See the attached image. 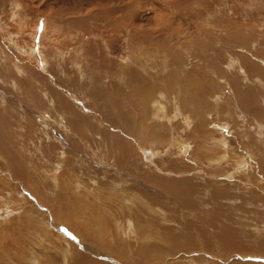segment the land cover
Returning a JSON list of instances; mask_svg holds the SVG:
<instances>
[{"label":"rangeland","instance_id":"374dc122","mask_svg":"<svg viewBox=\"0 0 264 264\" xmlns=\"http://www.w3.org/2000/svg\"><path fill=\"white\" fill-rule=\"evenodd\" d=\"M0 208V264H264V0H0Z\"/></svg>","mask_w":264,"mask_h":264},{"label":"bare ground","instance_id":"6f19581e","mask_svg":"<svg viewBox=\"0 0 264 264\" xmlns=\"http://www.w3.org/2000/svg\"><path fill=\"white\" fill-rule=\"evenodd\" d=\"M158 109V108H157ZM176 116V115H175ZM172 116H170V118H171ZM162 118V117H161ZM178 118V117H177ZM167 119V118H166ZM161 120V119H160ZM169 123H170V121H169ZM168 123V124H169ZM222 130V129H221ZM213 139V138H212ZM216 139H218V138H216ZM225 139V138H224ZM220 140V139H219ZM213 142V141H212ZM214 142H216V143H214L215 145H217L216 147L220 150H222V148L223 149H225V148H227L228 146V144H227V141H226V143H220V142H223L222 140L220 141V142H217V140L216 141H214ZM213 145V144H212ZM185 147V146H184ZM185 149L186 150H183V151H185V152H187L188 151V146L186 145V147H185ZM226 150V149H225ZM225 154V153H224ZM227 155V154H226ZM240 157V156H239ZM221 158H223V156L221 157ZM224 158H226V157H224ZM244 158V157H243ZM247 158V157H246ZM228 159H229V157H228ZM227 159V160H228ZM213 160V159H212ZM224 161H226V160H224ZM222 162V161H221ZM238 162H233V164L235 165V167H238V169L241 171L242 170V167L243 168H247V165L244 163V164H242V163H240L239 162V164H237ZM250 165V164H249ZM241 167V168H240ZM248 169V168H247ZM245 171V170H244ZM238 173V172H237ZM3 176V175H2ZM8 177V176H7ZM43 194V193H42ZM10 200V199H9ZM4 202V201H3ZM5 203V202H4ZM82 203H84V202H82ZM3 203H1V205H2ZM5 204H7V203H5ZM84 204H86V203H84ZM89 205V204H88ZM14 206V205H13ZM82 206V205H81ZM91 205H89V207H90ZM2 207H4V204H3V206ZM9 207V206H8ZM20 207V206H19ZM22 207V206H21ZM86 206H84L83 205V208H85ZM14 208V207H13ZM87 209H89L88 207H86ZM1 209V208H0ZM10 209V208H9ZM5 210L4 211V214L6 215L5 216V220H10L11 219V213L12 212H10V210ZM91 209V208H90ZM104 209V208H103ZM16 210H17V207H16ZM19 210H20V208H19ZM13 211V210H12ZM18 211V210H17ZM0 212H2V211H0ZM13 213H14V211H13ZM26 213V212H25ZM97 214V213H96ZM95 214V215H96ZM2 215V214H1ZM1 215H0V217H1ZM102 215V214H101ZM97 216H98V214H97ZM106 216V215H105ZM93 217V216H92ZM13 218V217H12ZM19 218V217H18ZM96 218V217H95ZM101 218V217H100ZM2 219L3 218H1V221H2ZM20 219V218H19ZM28 219V218H27ZM115 219H116V217H115ZM105 220V219H104ZM28 221H29V219H28ZM37 221V220H36ZM113 221V220H112ZM117 221V220H116ZM47 225V224H46ZM117 226L119 225V227H120V224H116ZM48 226V225H47ZM49 227V226H48ZM103 227V226H102ZM121 228V227H120ZM105 229V228H104ZM119 231H121V229H118ZM98 231H100V229L98 230ZM105 231V230H104ZM103 230H102V232L103 233H105ZM133 231V230H132ZM36 232V231H35ZM39 233V232H38ZM107 233V232H106ZM135 233V232H134ZM35 234V236H37L38 234H36V233H34ZM97 234V233H96ZM132 234V233H131ZM40 235V234H39ZM105 235V234H104ZM121 236H122V234H120ZM126 235V233L124 234V236ZM133 235V234H132ZM102 236V235H101ZM41 237V236H40ZM126 237H127V235H126ZM103 238V237H102ZM122 238H123V236H122ZM125 238V237H124ZM45 239V238H44ZM0 240H2V238L0 239ZM4 240V239H3ZM42 240V239H41ZM40 240V241H41ZM5 241V240H4ZM36 241H39V238H38V236L36 237ZM2 243H3V241H2ZM6 243V242H5ZM40 243V242H39ZM44 243V242H43ZM67 243V242H66ZM15 244H16V242H15ZM42 244V243H41ZM1 245V247H2V244H0ZM67 245V244H66ZM34 246V245H33ZM40 246V245H39ZM49 246V245H48ZM0 247V248H1ZM5 247V246H4ZM52 247V246H51ZM70 247V246H69ZM38 248V247H37ZM2 249V248H1ZM7 249V248H6ZM9 249V248H8ZM22 249V248H21ZM54 249H55V247H54ZM59 249V248H58ZM5 250V249H4ZM60 250V249H59ZM66 250V249H65ZM65 250H64V252H65ZM26 250H23V252H25ZM56 251V250H55ZM1 252V251H0ZM30 252V251H29ZM31 253V252H30ZM68 253V252H67ZM28 254V253H27ZM69 254V253H68ZM72 254V253H71ZM70 254V255H71ZM23 255V254H22ZM29 256H30V254H28ZM28 255H27V257H28ZM23 257V256H22ZM2 258V257H1ZM31 258V257H30ZM64 258V257H63ZM73 258V257H72ZM65 259V258H64ZM22 260H25V259H22ZM27 260V259H26ZM25 260V261H26ZM33 260V262L35 261V259H32ZM68 260V259H67ZM24 261V262H25ZM66 261V260H65ZM69 261V260H68ZM24 262H22V264L24 263ZM27 262V261H26ZM30 262H31V260H30ZM37 263L36 264H40L39 262H38V260L36 261ZM47 263V262H46ZM81 263H83L84 264V261H82ZM33 264H35V263H33ZM44 264V263H43ZM54 264V263H53ZM204 264H206V263H204Z\"/></svg>","mask_w":264,"mask_h":264}]
</instances>
